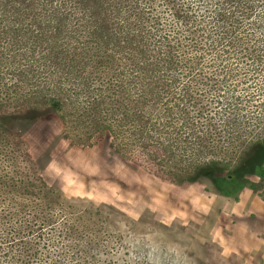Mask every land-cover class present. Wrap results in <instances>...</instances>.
Segmentation results:
<instances>
[{"label": "rangeland", "instance_id": "rangeland-1", "mask_svg": "<svg viewBox=\"0 0 264 264\" xmlns=\"http://www.w3.org/2000/svg\"><path fill=\"white\" fill-rule=\"evenodd\" d=\"M262 143L264 0H0V264H264Z\"/></svg>", "mask_w": 264, "mask_h": 264}, {"label": "trees", "instance_id": "trees-1", "mask_svg": "<svg viewBox=\"0 0 264 264\" xmlns=\"http://www.w3.org/2000/svg\"><path fill=\"white\" fill-rule=\"evenodd\" d=\"M143 1V0H142ZM149 0H146V2H148ZM98 6V5H97ZM31 19L32 20H34L35 19V17L33 16V17H31ZM35 21V20H34ZM209 37H212V39H211V42H215V43H217V42H219V41H221L220 39H221V37H222V33H218V32H216L215 31V29H212V30H210L209 31V33L208 34H204V39L205 38H207V39H209ZM221 47V46H220ZM258 147V150L260 151V153L263 151L264 152V143H262V144H260V145H258L257 146ZM262 167V166H261ZM208 168H210V166H209V164H206L205 166H203L202 167V169H204V170H210V169H208ZM239 167H236L235 168V170H236V172H238L239 171Z\"/></svg>", "mask_w": 264, "mask_h": 264}]
</instances>
